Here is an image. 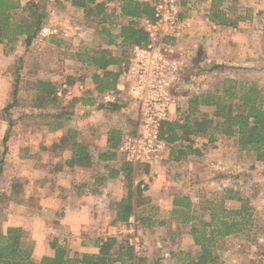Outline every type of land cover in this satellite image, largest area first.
<instances>
[{
  "label": "rangeland",
  "instance_id": "1",
  "mask_svg": "<svg viewBox=\"0 0 264 264\" xmlns=\"http://www.w3.org/2000/svg\"><path fill=\"white\" fill-rule=\"evenodd\" d=\"M29 1L38 4L40 10L46 12L47 21L44 24L48 27L45 33L39 32L30 45L23 41L15 45L0 43L2 232L5 233L10 226L22 227L26 247L34 260H39L44 254H53L51 242L54 239L72 253L80 254L97 250L96 238L104 240L108 236H116L133 246L139 264H179L176 254L180 250L196 253L199 247L194 244L189 226L173 217L174 196L189 195L195 206L201 208L207 205L210 198H223L225 190L232 188L250 198L254 226L225 238L219 253L228 264H264V162L258 161L253 152L240 150L235 138L229 136L217 135L218 139L213 143L208 142V136L198 137L195 146L201 149V155L211 154V157L200 158L203 161L199 159L201 155H188L181 160L187 159L186 162L190 163L191 159L192 163L182 165L175 162L170 158L169 146L164 159L157 165L162 166L160 171L155 169L157 166L146 167L147 163L144 162L136 164L134 186L141 184L143 194L149 200L148 204L140 205L139 210L158 207L155 218L165 221L162 225L141 226L135 221V216L131 217L128 224L111 223L115 216L114 202L122 199L124 202L129 193L125 179L120 182L119 188L114 189L113 186L112 192L116 197L110 196L113 209L106 228L90 227L81 229V233L74 232L64 215L57 216L56 211H39L42 207V191L37 189V193L32 194L27 184L30 175L45 174L49 177V166L56 169L62 162L58 154L61 152L66 157L71 156L78 142L83 140L87 143L89 135V141L99 147V151L105 152L108 149L104 145L108 131L115 126L125 127L127 131L135 114L129 110V103L118 108L111 105L108 107L112 110H108L104 101L89 107L78 100L80 96L89 97L94 84L91 80L93 69L78 61L76 52L84 47L108 45V37L97 33L96 24L88 21L82 10L60 4V0H21L23 5ZM107 1L109 11L116 9L119 4V0ZM187 6L182 4L180 7L181 19H188V22H191L190 19L197 20L199 26L204 25V18H201L205 13L203 8L196 6L188 10ZM222 6L229 16L241 13L246 19L233 32L236 41L232 32L210 35V47L214 49L209 54L213 57L212 61L204 60L208 59L207 52L200 45L201 37H206L198 34L201 30L205 32L203 27L195 32L194 26L192 33H186V36L180 34L183 39L180 38L179 43L178 38L164 37L174 38V41L166 44L173 47L172 54L181 55L186 62L175 91L178 116L182 117L193 95L217 88L225 78L256 80L264 87V0H223ZM195 14H199V17L195 18L198 16ZM185 26L189 27V23L184 22L182 33ZM189 37L198 39L195 47L188 45L186 40ZM231 57L234 60L228 62ZM40 79L55 84L54 102L50 105H36L33 85ZM80 84L84 86L83 91L79 89ZM200 108L208 112L213 110L204 105ZM89 127L97 128L99 134H78L82 128ZM119 162L123 163L117 154L107 168L94 158L90 172L86 174L96 177L97 174H104L102 172L109 173L110 168L116 167ZM227 204L237 207L240 202L230 200ZM97 213L98 216L104 214L100 211ZM56 216L59 219H55ZM89 223L90 219L86 218L84 224ZM78 228L74 226V229Z\"/></svg>",
  "mask_w": 264,
  "mask_h": 264
},
{
  "label": "trees",
  "instance_id": "2",
  "mask_svg": "<svg viewBox=\"0 0 264 264\" xmlns=\"http://www.w3.org/2000/svg\"><path fill=\"white\" fill-rule=\"evenodd\" d=\"M66 1L82 10L85 18L96 24L98 34L108 37V45L84 47L76 52L77 60L93 69L91 80L97 96H104L117 87L119 72L114 66L130 56L129 51L134 45L150 41L149 32L141 20L147 18L156 21V9L149 0H119L118 13L115 9L109 11L107 0ZM222 1L213 0L209 14L211 21L236 27L246 19L241 13L229 16L226 9L221 7ZM45 21L46 12L34 2L23 5L21 0H0V43L15 45L23 41L30 45ZM117 27L118 33L114 31ZM170 41H174V38L164 39L165 43ZM33 89L37 106L54 102L55 84L52 81L40 79L34 83ZM97 96H93L92 92L89 97L80 96L78 100L82 105H93L98 100ZM107 104L117 108L116 103ZM202 105L213 108L212 112L201 110ZM160 134L170 145V157L174 160L201 155V149L195 146L198 137L208 136V142L213 143L218 139L217 135H221L235 138L240 150L253 152L258 161L264 162V87L256 80L225 78L217 88L193 95L182 117L163 122ZM121 135V130H110V145L102 154L103 159L115 156ZM77 148L76 158L70 160V166L87 159L86 147L78 144ZM134 171L133 164L129 162H123L118 169L112 168V175L123 174L129 187L126 200L117 204L116 220L128 224L135 216L141 226L164 224L165 221L155 218L158 207L139 210V206L148 204L149 200L144 196L141 184L134 186ZM225 194L223 198H210L207 205L201 208L195 206L189 195L174 196L173 217L189 226L194 244L199 247L196 253L180 250L176 254L179 264H228L219 253L222 241L253 228L254 214L250 198L232 188H227ZM230 200H237L240 205L229 207L227 202ZM1 229L0 222V264H139L133 246L116 236H108L104 240L98 238L97 250L80 254L72 253L54 239L51 242L53 254H44L39 260H34L26 247L22 227L10 226L5 233Z\"/></svg>",
  "mask_w": 264,
  "mask_h": 264
},
{
  "label": "crops",
  "instance_id": "3",
  "mask_svg": "<svg viewBox=\"0 0 264 264\" xmlns=\"http://www.w3.org/2000/svg\"><path fill=\"white\" fill-rule=\"evenodd\" d=\"M60 1L63 2V5L74 7L71 3H69V1H66V0H60ZM181 3L183 5H188L189 6V8H187L188 10L190 8L198 6L200 8H203V10L205 11L204 16L201 17V18H204V23H202L204 25L199 26L197 20L190 19L191 22H188L187 21L188 19H186L184 20V22L189 23V27L185 26V29L183 33L181 32V34L186 36V33H192L194 28H195V32H198L197 30L203 27V29H205V32H202L201 30L198 34L206 35V37H203V36L201 37V39L199 40L200 45H202V49L206 50L207 52L205 54L206 56H208V59L204 58V60H206L207 62L212 61L213 57L210 56L209 54L214 52V49L210 47L212 46V41L210 42V37H211L210 35L219 36L221 33L222 34L229 33V32L233 33L238 30L239 25L236 27L235 26H224V25H218L214 21H211L209 18V14L212 8L213 0H182ZM118 5L119 4L116 5V9H115L117 13L119 12ZM195 15H198V16H195ZM195 15H193L195 16V18L199 17V14H195ZM47 27H48L47 24H44L42 31H39V32L41 34H44L45 33L44 31H46ZM118 30L115 32L118 33ZM185 36L184 38H186ZM232 37L236 41L237 38L235 37V33L232 34ZM180 38L183 39L181 35L176 37V39L178 40V43H179ZM197 40L198 39L189 37L188 40L186 41L188 45L192 48V47H195L196 44H198ZM235 41L234 42L232 41V44H235ZM233 58L232 57L229 58L228 62L229 60L230 61L234 60ZM114 67L115 69H117V66H114ZM92 92H93V96H97V92L94 88V85L92 87ZM109 96L111 97L110 99L108 98ZM97 97H98V100L95 104H93V107L94 105H96L97 103L101 101L106 102L105 104L107 105L106 108L108 110H112V109L108 107L111 105H108L107 101L108 103H116L117 108L120 107L119 105L124 106V105H128L127 103H129V110L135 114V117L133 118L134 120L130 128L127 131L124 130L125 127H121V126L120 127L115 126L113 128L121 130L122 132L121 137L125 133H129V132L135 133L136 132L135 121L137 118V112L139 111V103L135 101V99H133V97L130 95L129 90L126 86L121 87L119 86V83H117L116 89L108 91L104 96H97ZM88 106L90 107V105ZM110 130L108 131V133L110 132ZM81 133L83 134H86V133L93 134L94 133L96 135V134H99V131H97V128L89 127L88 129L82 128L81 130H79L78 134H81ZM90 138L91 137L89 135V139ZM89 139L87 143L83 140L78 142V144H83L86 147L85 152L87 153L86 155L87 159L85 161L79 160L73 166L69 165L70 160L76 158L78 148L72 152L71 156H67V157L62 155L60 152L58 156L62 157L61 158L62 162H60L61 164L56 169L55 168L53 169L49 166V170H48L49 177L48 176L46 177L45 174H31L30 178H28V181H27L28 187L31 188V190L33 191L32 194L37 193V189H39L40 192L42 191L40 193L41 198H42L41 200L42 207L40 208L39 211H42L43 213H45L46 211L47 212L56 211L57 216L64 215V219L68 221L69 226L72 228V231L74 232L80 231V233L82 232L81 229H86V228L88 229L90 227L103 228L105 226L104 228H106L108 221H110L111 219L110 213H111V210L113 209V206L111 204L112 200L110 196L116 197V195H114V192H112L113 186H114V189L119 188L120 182L125 179L123 174L112 175V172H111L112 168H110L109 173L105 174V172H102L104 174H97L96 177H90L89 174H86L87 172H90V168L92 166L94 158H95V161L104 163V166L108 168L111 165L112 159H115L117 155V148H118L117 146V148L115 149L116 154L113 158L103 159L101 156L109 149V145H110V143L108 142V136L106 137V140H105L106 144L104 143V145L108 147V149L105 150V152L101 150L100 152L99 147L94 146L95 144H92L93 142L89 141ZM34 142H36V140H34ZM64 147H67V146L64 144ZM64 147H61V148L63 149ZM102 148H104V146ZM211 152L214 153L213 151ZM205 156H207L208 158V157H211V154L208 152L207 154L201 155L199 159L206 158ZM220 158L224 161L223 157H220ZM186 160L187 159L180 160V161L175 160V162L183 163L182 165H184V163L185 164L192 163L191 159L189 160L190 163L186 162ZM200 161H203V160L200 159ZM121 165H122L121 163L117 164V166L114 167V169L120 168ZM140 165H142V163ZM133 166L136 171L137 169L136 165L133 164ZM145 166L149 167L148 164H146ZM161 168L162 166H157L155 169L157 171H160ZM160 173L161 172H159L158 174ZM33 175H35V177H33ZM134 176L136 179L137 175H134ZM34 190L36 192H34ZM121 202H123V199L118 202H114V206L116 208L114 209L115 216L114 218H112L113 220L111 221V223L114 222L115 225H117L119 222L116 220L117 204ZM99 211L104 213L103 214L104 217L98 216L97 212ZM85 213L89 215L84 216ZM33 214L35 215V213ZM57 216L54 218L59 219V217ZM86 218L90 219L89 224H84ZM74 226H77L80 228L74 229ZM93 251H95V249Z\"/></svg>",
  "mask_w": 264,
  "mask_h": 264
},
{
  "label": "built area",
  "instance_id": "4",
  "mask_svg": "<svg viewBox=\"0 0 264 264\" xmlns=\"http://www.w3.org/2000/svg\"><path fill=\"white\" fill-rule=\"evenodd\" d=\"M149 1L156 9L157 20L143 18L141 22L149 32L150 41L134 45L130 56L117 66L119 86H126L139 103L136 132L121 137L117 154L122 162L135 165L144 162L157 166L170 146L160 134L161 125L165 121L181 118L176 114L178 102L175 91L186 62L181 55L172 54L173 47L164 42V37L176 38L183 30L181 1ZM79 89L83 91L84 86L80 84Z\"/></svg>",
  "mask_w": 264,
  "mask_h": 264
}]
</instances>
